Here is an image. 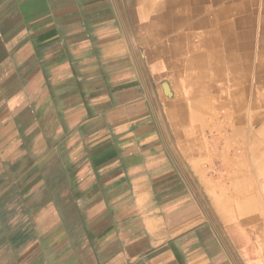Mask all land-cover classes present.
Here are the masks:
<instances>
[{"label": "crops", "instance_id": "0c3cea01", "mask_svg": "<svg viewBox=\"0 0 264 264\" xmlns=\"http://www.w3.org/2000/svg\"><path fill=\"white\" fill-rule=\"evenodd\" d=\"M0 264H264V0H0Z\"/></svg>", "mask_w": 264, "mask_h": 264}, {"label": "bare ground", "instance_id": "6f19581e", "mask_svg": "<svg viewBox=\"0 0 264 264\" xmlns=\"http://www.w3.org/2000/svg\"><path fill=\"white\" fill-rule=\"evenodd\" d=\"M169 95V94H168Z\"/></svg>", "mask_w": 264, "mask_h": 264}]
</instances>
